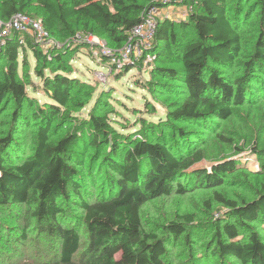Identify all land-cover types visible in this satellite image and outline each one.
<instances>
[{"label": "trees", "instance_id": "1", "mask_svg": "<svg viewBox=\"0 0 264 264\" xmlns=\"http://www.w3.org/2000/svg\"><path fill=\"white\" fill-rule=\"evenodd\" d=\"M246 1L250 0H190L193 10L185 21L176 24L165 19L157 23L150 50L154 57L150 74L180 82L187 96L170 108L162 126L169 127L172 121L212 127L214 121L231 118L234 107L248 101L252 92L261 93L251 85L256 84L257 88L264 83V77L258 76V72L264 74V0L252 1L258 11V29L253 48L242 61L239 25L241 7ZM173 3L186 4V0ZM154 5L155 0H0V19L7 21L22 13L41 20L50 37L56 36L57 28L62 27L72 38L81 34L85 38L105 39L118 52L130 30ZM70 46L64 53L49 55L31 42H27L26 48L19 47L14 37L0 49V61L6 63L0 80V105L6 100L14 103L12 125L21 120L23 108L34 103L33 96L26 92L28 85L32 92L45 98L34 116L39 126L31 156L9 163L6 151L12 145L13 131L0 138V211L9 215L24 213L34 220L35 230L45 236L41 245L47 253V264H199L191 255L192 249H188V258L182 263H174L166 250L169 238L174 242L183 237L189 245L187 226L193 223L192 216L182 215L168 223L162 237L144 230L141 207L172 193L184 195L195 189L219 186L223 184L222 175L233 171L236 163L218 162L211 165V170L197 167L203 160L202 150L184 154L186 149H182L190 145V134L181 130V146L174 139L166 142L163 135L153 143L124 137L123 147L111 145V119L106 114L90 113L77 131L51 140V122L69 108L72 92L82 84L66 70L64 57L70 52L76 55L89 45L75 41ZM26 49L33 52L38 85L27 84L17 74L18 54L25 57ZM225 71L233 74H220ZM152 85L170 84L160 81ZM63 118L70 116L66 113ZM151 126L145 127L149 133L154 132L153 128L162 129ZM170 129L175 130L173 126ZM191 134L196 136L197 132ZM223 141L233 145L232 140ZM104 143L109 150L101 162L95 168L93 156L86 172H81L84 152L95 150L97 155ZM96 169L104 172L105 185L97 197L89 198L81 179L85 175L90 177ZM70 196L76 198L83 213L84 241L76 227L66 226L65 202ZM214 196L231 211L213 229L212 254L222 264H231L229 259L237 264H264V242L250 226L253 222L264 224V184L256 189L253 199L239 206L221 194ZM2 227L0 222L1 232L12 238L11 232ZM16 228L11 244L13 256H20L29 226ZM2 254L0 263L4 261ZM6 258L10 256L5 255Z\"/></svg>", "mask_w": 264, "mask_h": 264}, {"label": "rangeland", "instance_id": "2", "mask_svg": "<svg viewBox=\"0 0 264 264\" xmlns=\"http://www.w3.org/2000/svg\"><path fill=\"white\" fill-rule=\"evenodd\" d=\"M57 2V0H53ZM252 1L243 3L241 12V23L239 34L242 40V52L239 60L245 61L247 55L253 48L255 36L258 29V11L252 5ZM181 2V1H180ZM190 0L186 4H173L171 7L163 6L160 16L166 14L171 21L178 23L185 21L193 10ZM233 5V4H232ZM189 39L190 37H185ZM75 41L84 42L89 47L82 49L78 54L70 52L64 57L67 62L66 70L73 78L82 82L79 88L72 92L69 108L51 122V140H57L66 133L75 132L79 129L83 120L88 114H106L110 120L112 132L108 137L111 145L117 143L124 146L122 140L129 137L131 140H146L153 143L159 135H163L166 142L169 140L179 141V130L190 134L189 146L183 148L182 152L200 149L203 160L196 166L211 170V165L231 160L236 163L233 171L222 175L223 184L212 188L192 190L184 195L172 193L168 197H160L146 202L141 207V219L144 230L161 236L163 227L170 222L177 220L179 216L190 215L193 223L187 226L190 233V243L180 237L178 241L172 242L169 238L166 250L174 263L185 262L188 258V249L199 264H222L216 255L212 254L215 249L213 229L218 222L224 221V215L231 209L218 202L215 193L221 194L225 200L235 203L237 206L248 202L255 197L256 189L264 184V83L245 101L241 106L234 107L233 116L227 120L214 121L212 127H196L191 124L183 125L170 121L169 127L162 126L167 112L175 104L182 103L186 98L183 85L178 81L165 80L160 77H153L150 74L151 65L154 59L150 52L140 57L135 67L129 62H118L122 55L121 50L116 52L105 41L96 37L85 38L81 34L78 39L72 38L62 28L58 27L56 36H51L48 42L38 46L43 54L64 53ZM71 47V46H70ZM72 55V56H71ZM147 55L151 63H146ZM113 59H115L113 61ZM17 74L21 80L39 84L34 73L35 60L30 49L25 50V57L18 54ZM156 65H159L156 63ZM129 67H131L129 69ZM6 70L5 61H0V80ZM225 77L233 73L221 72ZM258 76L262 78L261 72ZM164 81L169 83L168 87L152 85V82ZM27 94L33 96L32 106H25L22 111L21 120L12 125V115L15 111L14 103L6 100L0 105V138L5 137L13 131V142L7 149V161L9 163L25 161L32 152L37 142V131L39 121L36 119L37 107L45 100L41 93L32 92L29 85L26 88ZM145 104H147L145 106ZM68 113L70 118L64 119L63 115ZM152 123V124H149ZM147 125L158 126L161 130L153 128L154 132L149 133ZM155 125V126H154ZM173 126L175 130L170 129ZM197 132V135L191 134ZM223 138V139H221ZM232 140L233 145L229 146L223 140ZM127 146V145H126ZM189 148V149H188ZM255 149L260 152L256 153ZM109 150L105 143L101 153L95 150H86L83 154L85 159L81 172H86L89 160L95 156V168L102 160V157ZM193 152V151H192ZM14 153V155H13ZM104 172L93 171L90 177H82L81 183L88 189L89 198H95L104 184ZM181 183L183 180L180 181ZM208 204V205H207ZM207 205V206H206ZM66 226L76 227L84 241V226L82 222V210L79 208L76 198L70 196L65 202ZM0 222L2 229L11 232L13 238L16 227L27 224V241L24 244L23 255L13 256L14 246L12 238L5 237L6 234L0 230V252H2L3 263L0 264H47L48 257L41 242L44 244L43 235H40L33 226L34 220L24 213L9 215L0 211ZM235 223V222H234ZM252 230L260 236L264 242V224L253 222L250 224ZM163 237V235H162ZM9 259H5V255ZM13 256V257H12ZM9 262V263H7ZM231 264H237L230 261Z\"/></svg>", "mask_w": 264, "mask_h": 264}, {"label": "built area", "instance_id": "3", "mask_svg": "<svg viewBox=\"0 0 264 264\" xmlns=\"http://www.w3.org/2000/svg\"><path fill=\"white\" fill-rule=\"evenodd\" d=\"M174 1L177 0H155V5L147 10L142 21L130 30L128 39L121 49L122 55L117 59L118 62H129L133 66L132 64H136L144 53L150 52L157 23L165 19L170 20L166 14L160 16V12L163 6L171 7ZM14 37L21 48H26L27 42L42 47L51 38L41 20L33 19L22 13L13 15L7 21L0 19V49L5 46L7 40ZM78 37L79 35L76 36L77 39ZM152 61L147 55L146 63Z\"/></svg>", "mask_w": 264, "mask_h": 264}]
</instances>
